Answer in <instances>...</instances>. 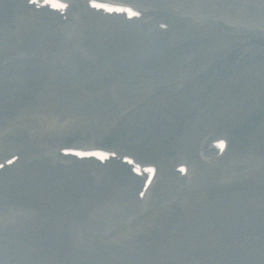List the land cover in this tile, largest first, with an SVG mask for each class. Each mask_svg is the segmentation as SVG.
Listing matches in <instances>:
<instances>
[{"label":"rangeland","instance_id":"rangeland-1","mask_svg":"<svg viewBox=\"0 0 264 264\" xmlns=\"http://www.w3.org/2000/svg\"><path fill=\"white\" fill-rule=\"evenodd\" d=\"M13 1L0 3V162L17 155L0 169V264L47 261L4 238L35 202L68 264H264V0H114L143 11L133 19ZM55 70L63 81L42 88ZM213 137L228 142L218 156ZM101 143L161 169L119 220L100 180L117 162L94 174L59 151Z\"/></svg>","mask_w":264,"mask_h":264},{"label":"bare ground","instance_id":"bare-ground-1","mask_svg":"<svg viewBox=\"0 0 264 264\" xmlns=\"http://www.w3.org/2000/svg\"><path fill=\"white\" fill-rule=\"evenodd\" d=\"M1 1H3V0H1ZM1 1H0V3H1ZM7 1H9L8 2L9 4L14 3L13 0H7ZM140 1H143V0H140ZM157 1H159V3H165L167 0H157ZM168 1H170V0H168ZM132 2H134V1H132ZM170 5H172V4H170ZM4 8H6V7H4ZM0 10H2L1 7H0ZM44 35L45 34L39 35V37L43 38ZM52 36H53L52 37L53 41H55V42L51 43V45H49V47H51V46L54 47L55 45H59L58 39L56 37L57 34H56V36L55 35H52ZM27 54H29V53H27ZM4 67L5 68H2V70H3L4 73H7V69H9V67L8 68H7V66H4ZM55 67H57V66H55ZM50 69H51V67H50ZM17 71L20 72V71H23V69H20V67H19V68H17ZM56 71L57 70H55L54 72H51V73H53V77L50 74L42 75L43 82H41V84H39V85H41L42 88L50 87V86L54 87L53 86L54 84H59L61 81H63L64 78L57 80V77H62V76H59L60 72H56ZM27 72L28 71H25L24 73H27ZM43 72H45V71H43ZM52 82H55V83H52ZM2 83H4V82H0V85ZM73 161H77V160L73 159ZM82 161H87V160H82ZM88 162L93 163V161H91V160H88ZM99 169H100V167H98V166H96L94 168L92 167L89 172H93L94 174H96L98 172L97 170H99ZM100 180H104V182H113L114 187H115L114 188L115 195L119 194L120 195L119 199L122 198L124 211L121 212V211L117 210V213L115 215L116 220L124 218L125 216H123L124 215L123 213H128L131 210L132 207H136L137 206L138 203L136 201V197L135 198L133 197V193H134L135 185L139 181V179L136 178L133 175H130L124 168L118 170V172H116V173L112 169L111 170V175H109L108 173H106L104 171L103 175H101V177H100ZM175 182L176 183H181L180 180H178V181L175 180ZM164 191L165 190H163V195H164ZM159 196L162 197L161 196V192H160V195L158 194L157 198ZM8 212H9V210H8ZM63 220H64V217H60L59 220H58V224H63ZM43 231H47L48 232L49 231L48 227H44ZM53 242H54L55 248L58 247L59 244H60L59 239H55Z\"/></svg>","mask_w":264,"mask_h":264},{"label":"snow or ice","instance_id":"snow-or-ice-1","mask_svg":"<svg viewBox=\"0 0 264 264\" xmlns=\"http://www.w3.org/2000/svg\"><path fill=\"white\" fill-rule=\"evenodd\" d=\"M54 6L66 7V5H54ZM129 11H130V10H129Z\"/></svg>","mask_w":264,"mask_h":264}]
</instances>
